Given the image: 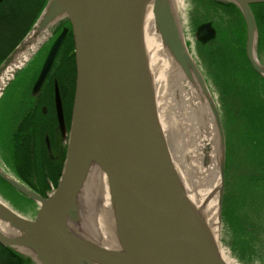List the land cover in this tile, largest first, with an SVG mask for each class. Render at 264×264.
Wrapping results in <instances>:
<instances>
[{
    "label": "water",
    "instance_id": "water-1",
    "mask_svg": "<svg viewBox=\"0 0 264 264\" xmlns=\"http://www.w3.org/2000/svg\"><path fill=\"white\" fill-rule=\"evenodd\" d=\"M151 1L49 0L35 25L0 66V78L14 66L5 89L57 25L70 21L76 91L58 186L44 197L0 168L3 181L39 206L36 217L30 220L0 198L4 202H0V225L13 231L9 236L0 229V245L33 264H228L217 239L187 196L160 121L143 42L145 11ZM207 1L234 5L239 10L246 27L248 61L264 78L259 58L260 30L252 8L264 4V0ZM153 12L164 44L183 71L184 88L190 96L193 94L192 107L203 110V118L210 117L212 125L205 122L206 133L217 146L221 226L228 161L224 119L186 43L174 0H154ZM196 32V39L203 43L217 35L211 23L202 24ZM66 36L64 31L53 45L35 90L46 79ZM198 91L203 99L194 96ZM56 100L64 125L58 86ZM205 153L204 165H212L211 148L207 147ZM94 168L106 175L113 201L111 227L116 245L112 248L90 240L97 219L89 234L76 226L84 223V190L90 186L101 193V182L91 183Z\"/></svg>",
    "mask_w": 264,
    "mask_h": 264
},
{
    "label": "rangeland",
    "instance_id": "rangeland-1",
    "mask_svg": "<svg viewBox=\"0 0 264 264\" xmlns=\"http://www.w3.org/2000/svg\"><path fill=\"white\" fill-rule=\"evenodd\" d=\"M174 4L186 43L188 44L193 58L200 66V69L208 82L210 91L216 100L225 123L228 142V168L223 200V217L219 232V240L221 242L222 249L225 255L234 261L235 264H237V261L239 264H257V261L259 264H264V193L262 191V184L260 185L261 187L257 186L260 193L255 188V193L257 191L260 195H262L260 200H257L259 203L255 202L251 204V208L248 206L241 211L236 210L234 214L229 217V213L236 209V201L241 200V198L237 199L240 182L246 174V170L250 171L251 169L249 164L243 158V154H240L242 155V159H240V161L236 158L234 145H230V141L232 140L234 142L236 138H232L231 132H229V129L231 128L227 120L226 102L221 86H219V83L215 80L217 68L214 66L211 67L208 54V52H210L209 49L213 47L212 49L215 48V50L220 52V54L225 55V52L231 47V49L235 51L234 57L240 62H244V50L240 48V45L242 47L243 42L238 45L240 38L236 35V31L229 26L231 17L221 10L217 11L216 9L218 8L214 4L207 1L205 2V0H174ZM189 4L191 7L186 6ZM255 16L257 19L256 14ZM29 18L30 17L28 15L23 17L20 15L18 16L15 13L14 19H20L22 22H25L28 21ZM238 19L240 26H243L242 20L239 16ZM203 23H211L214 25L215 29H217L218 33L216 40L206 46L198 44V40L195 37L197 27ZM258 27L259 30L261 29L263 31V34H261L262 39L259 58L261 64L264 65V20H262L260 25L258 24ZM14 33L17 34V30L16 32L11 33L7 45L10 43L11 39L14 38ZM46 53L47 50L45 48L33 59L34 66L30 63L24 69L20 70L4 89L0 98V139H4V135L9 130V124L12 120L13 105L17 100L23 81L28 77L30 72L33 74V71L40 69ZM178 86L179 85H176L174 79L171 80V78H169L165 93L166 98L163 99L164 103L168 106L166 116L169 117L168 126L171 128L168 133L169 140L171 142L174 155L178 160L177 163L180 169L184 170V172L191 177L193 183L201 186L203 183L197 182L199 180V178H197L198 164L196 159L190 158V154L193 155L196 151L194 148L195 145H193L195 133L192 135V133L187 131L186 122L193 119L194 121H197L198 125H200L201 122H208L209 125L212 124L209 116L207 119L203 118V110H195L192 105L190 108H187L184 105V102L179 94L180 91ZM261 89L264 90L263 88ZM262 97L264 98V91H262ZM195 157L197 158L196 154ZM230 158H232V160H230ZM52 171H55V168H52ZM36 176L39 177V175ZM34 183L35 185L37 184L36 182ZM1 187L3 186L0 183V190L4 191ZM100 194V190H96V188H91L89 186L84 190L81 197V210L84 223L76 226L78 229L87 234L90 233V230L92 229L91 227L94 225L96 219H98L97 217L99 216L101 210L102 202ZM0 198L11 208L30 220H33L37 215L39 207L35 204L31 207H27L26 210H23L17 208L14 203L9 201L7 198H4L1 194ZM237 204L240 207L243 206V203L237 202ZM245 211L248 213V216ZM87 227L88 230H86ZM1 255L0 260L2 259Z\"/></svg>",
    "mask_w": 264,
    "mask_h": 264
},
{
    "label": "flooded vegetation",
    "instance_id": "flooded-vegetation-1",
    "mask_svg": "<svg viewBox=\"0 0 264 264\" xmlns=\"http://www.w3.org/2000/svg\"><path fill=\"white\" fill-rule=\"evenodd\" d=\"M48 1L0 0V47H12L14 42L13 47H15L35 25ZM15 13L23 17L28 15L30 18L25 22H22L20 19L15 20ZM16 30L18 33H14V38L7 45L11 33L16 32ZM64 31L67 32V36L54 59L52 67L43 84L35 90L37 80L47 57L53 45ZM45 48L47 53L40 69L33 71V74L30 72L28 77L23 81L17 100L13 105L12 112L14 114L12 113L9 130L4 135V139H0V168L14 179H18L28 189L44 197L56 187L50 180L52 179L50 171L46 172L44 177H42L48 181V189H46L47 185L41 187L42 184H39V180L37 179H40V177L35 175L34 179L38 185L36 184L37 187H33L20 177L18 172L16 173V169L10 166V164L13 165L14 162L22 160L20 151L26 148L27 145H31L32 152L35 149L36 155L39 153V157L46 158L52 165V168L60 165L64 167L73 121L77 74L74 34L70 21L57 25L36 55ZM33 59L27 62L22 69L30 63L33 64ZM57 86L61 96L64 125L60 122L56 100ZM24 140L26 141L23 142ZM0 183L3 186L1 188L4 190H0V194L12 203H18L19 205H16L21 209L26 210L27 207H31L34 204L32 200L9 186L1 178ZM43 192L45 195H43Z\"/></svg>",
    "mask_w": 264,
    "mask_h": 264
},
{
    "label": "trees",
    "instance_id": "trees-1",
    "mask_svg": "<svg viewBox=\"0 0 264 264\" xmlns=\"http://www.w3.org/2000/svg\"><path fill=\"white\" fill-rule=\"evenodd\" d=\"M214 5L217 6V11L221 10L231 17L229 26L236 31V35L240 38L238 45L243 42L240 48L244 50L245 57L243 58L244 62H240L234 57L235 51L231 47L228 48L225 55L220 54L215 48L212 49L213 47L208 52L211 67L217 68L215 80L221 86L226 102L227 120L231 128L229 132H231L232 138H236L234 142L230 141V145H234L235 156L237 154L244 155L243 158H245L251 169L250 171L246 170V174L240 182L237 199L241 198V200L236 201V209L229 213L230 217L236 210L241 211L248 206L251 208V204L255 202L259 203L257 200H260L262 195L259 194L260 190L257 186L262 184V191L264 193V98L262 97V91L264 90L261 89H264V78L253 70L248 61L245 48L246 30L239 10L234 5L230 7ZM255 8L257 22L260 25L262 20H264V4L255 5ZM238 16L241 18L243 26H240ZM261 34H263V31L260 29V44L262 39ZM22 40L15 47H13L15 42L12 47H0V66ZM204 44L205 46L207 45L206 43ZM259 48L261 49V46ZM20 154L22 155V160L14 162L13 165L10 164V166L16 169V173L18 172L20 177L33 187H37L34 183V175H39L40 179L38 178V180L42 184L41 187L47 185L46 189H48V181L42 177H44L46 172L50 171L52 184L54 186L58 185L63 170L62 165L56 166L55 171H52L50 162L46 158L39 157V153L36 155L35 149L32 152L31 145H27L26 148L22 149ZM255 188L259 193L257 191L255 193ZM43 195H45L44 192ZM237 202L243 203V206H238ZM18 205L16 207L21 209ZM246 215L248 216L247 212ZM0 251L2 254H0L2 256L0 264H33L30 260L1 245Z\"/></svg>",
    "mask_w": 264,
    "mask_h": 264
},
{
    "label": "bare ground",
    "instance_id": "bare-ground-1",
    "mask_svg": "<svg viewBox=\"0 0 264 264\" xmlns=\"http://www.w3.org/2000/svg\"><path fill=\"white\" fill-rule=\"evenodd\" d=\"M154 0L148 4L145 17H144V32H143V42L148 64L150 66V71L155 84L157 108L159 110L160 121L168 138V142L172 151V157L175 160L176 167L180 173V177L183 181L187 196L195 209L200 213V215L205 220L207 226L212 231L213 235L217 239L220 252L223 258L228 264H235L227 255H225L221 242L219 241L220 232V205L218 191L221 184L220 174H216L215 168L217 167V146L216 143L212 144L210 136L207 132L208 125L205 122H201L198 125L197 121L190 119L186 122V129L189 133H195L194 144L195 152L190 154V158L196 159L198 164L197 168V182L203 183L201 186L193 183L191 177L181 170L177 158L174 155V151L169 140V132L171 128L168 126L169 117L166 116L168 106L164 103L163 99L165 97L167 84L169 78L174 79L176 85H179L180 96L187 108L193 103V94L190 96L188 91L184 88L183 82H185V77L183 71L175 61L172 53L169 52L167 46L164 44V40L160 29L158 28L155 17H154ZM256 10L253 7V12ZM34 34L29 37L30 42L34 39ZM14 71V66L9 67L0 78V97L2 91L11 78L12 72ZM263 78V77H262ZM197 94V95H196ZM194 96H198L201 99L202 93L199 91L194 93ZM204 116L206 114H203ZM190 135V134H189ZM207 147L211 148L210 158L212 165L205 166L203 162V157L206 155L205 150ZM195 154L197 158L195 157ZM236 158L240 161L242 155L237 154ZM245 159V158H244ZM232 160V158H230ZM196 178V179H197ZM191 179V180H190ZM96 180V181H95ZM192 181V182H191ZM94 182V183H93ZM101 182V210L99 216L97 217V224L94 226V231L92 233L93 240L104 247L112 248L116 245V237L112 231L113 222V201L110 195L108 180L105 174L102 173L98 168L92 170V181L93 185ZM198 186V187H197ZM0 202H2L0 200ZM4 203V202H2ZM7 206V204H6ZM0 229L5 234L12 236L13 231L6 227L0 225ZM16 235V233H15Z\"/></svg>",
    "mask_w": 264,
    "mask_h": 264
},
{
    "label": "clouds",
    "instance_id": "clouds-1",
    "mask_svg": "<svg viewBox=\"0 0 264 264\" xmlns=\"http://www.w3.org/2000/svg\"><path fill=\"white\" fill-rule=\"evenodd\" d=\"M187 7H191V5H186ZM237 264H239V262L237 261ZM257 264H259V262L257 261Z\"/></svg>",
    "mask_w": 264,
    "mask_h": 264
}]
</instances>
